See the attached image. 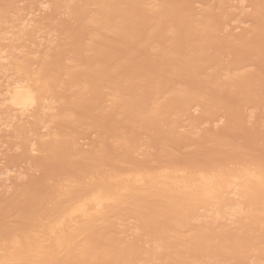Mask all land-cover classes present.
<instances>
[{
	"label": "bare ground",
	"instance_id": "obj_1",
	"mask_svg": "<svg viewBox=\"0 0 264 264\" xmlns=\"http://www.w3.org/2000/svg\"><path fill=\"white\" fill-rule=\"evenodd\" d=\"M0 264H264V0H0Z\"/></svg>",
	"mask_w": 264,
	"mask_h": 264
}]
</instances>
